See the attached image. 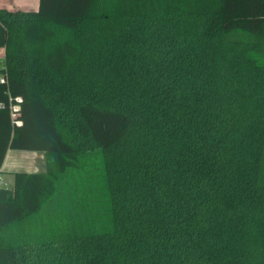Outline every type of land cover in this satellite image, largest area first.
Listing matches in <instances>:
<instances>
[{"label": "trees", "instance_id": "16d2710c", "mask_svg": "<svg viewBox=\"0 0 264 264\" xmlns=\"http://www.w3.org/2000/svg\"><path fill=\"white\" fill-rule=\"evenodd\" d=\"M0 47V170L46 158L0 264H264V0H40Z\"/></svg>", "mask_w": 264, "mask_h": 264}, {"label": "crops", "instance_id": "0c3cea01", "mask_svg": "<svg viewBox=\"0 0 264 264\" xmlns=\"http://www.w3.org/2000/svg\"><path fill=\"white\" fill-rule=\"evenodd\" d=\"M40 0H0V8L10 10H38ZM5 58V48L0 47V60ZM46 170L45 153L35 150L9 149L3 162L0 174L7 182H13L17 171L44 172Z\"/></svg>", "mask_w": 264, "mask_h": 264}, {"label": "built area", "instance_id": "2783aa9c", "mask_svg": "<svg viewBox=\"0 0 264 264\" xmlns=\"http://www.w3.org/2000/svg\"><path fill=\"white\" fill-rule=\"evenodd\" d=\"M4 63L0 60V67H3ZM1 81H4V78H1ZM4 176L0 174V185L5 184Z\"/></svg>", "mask_w": 264, "mask_h": 264}, {"label": "rangeland", "instance_id": "374dc122", "mask_svg": "<svg viewBox=\"0 0 264 264\" xmlns=\"http://www.w3.org/2000/svg\"><path fill=\"white\" fill-rule=\"evenodd\" d=\"M6 181V180H5ZM5 184H7V185H12V182L10 183V182H5ZM66 192V190H65V187L64 186H62V191L60 192V196H61V194H63V193H65Z\"/></svg>", "mask_w": 264, "mask_h": 264}]
</instances>
